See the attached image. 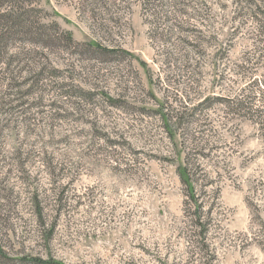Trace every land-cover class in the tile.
I'll use <instances>...</instances> for the list:
<instances>
[{
    "label": "rangeland",
    "instance_id": "374dc122",
    "mask_svg": "<svg viewBox=\"0 0 264 264\" xmlns=\"http://www.w3.org/2000/svg\"><path fill=\"white\" fill-rule=\"evenodd\" d=\"M0 264H264V0H0Z\"/></svg>",
    "mask_w": 264,
    "mask_h": 264
},
{
    "label": "trees",
    "instance_id": "16d2710c",
    "mask_svg": "<svg viewBox=\"0 0 264 264\" xmlns=\"http://www.w3.org/2000/svg\"><path fill=\"white\" fill-rule=\"evenodd\" d=\"M181 173H182V180L184 181V182H187V179H186V171H185V169L184 168H182V170H181Z\"/></svg>",
    "mask_w": 264,
    "mask_h": 264
}]
</instances>
